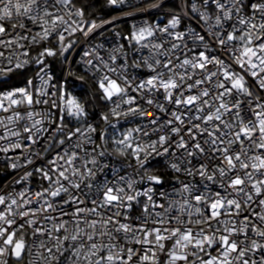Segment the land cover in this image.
I'll return each instance as SVG.
<instances>
[{
	"label": "snow or ice",
	"instance_id": "6c2138e0",
	"mask_svg": "<svg viewBox=\"0 0 264 264\" xmlns=\"http://www.w3.org/2000/svg\"><path fill=\"white\" fill-rule=\"evenodd\" d=\"M145 3L107 0L125 16L163 0ZM169 16L106 46L91 40L114 20L77 0H0V82L37 66L0 91V162L17 174L0 184V264H264V0H178ZM78 35L103 126L45 63Z\"/></svg>",
	"mask_w": 264,
	"mask_h": 264
},
{
	"label": "built area",
	"instance_id": "2783aa9c",
	"mask_svg": "<svg viewBox=\"0 0 264 264\" xmlns=\"http://www.w3.org/2000/svg\"><path fill=\"white\" fill-rule=\"evenodd\" d=\"M155 2L156 0H146V3L143 6L147 7L148 4ZM177 2L178 0H163V3L161 4V7L159 9H153L149 12H139L135 16H125V12H136L137 9L127 7H110L107 5L106 0V9L107 11H109V15L98 18L97 22L99 23L102 20L111 19L114 20V23L105 25V27L101 30L103 34L95 35L92 38L91 43L98 44L101 42H105L106 46H112L117 41V36L115 35V33H119L120 37L126 36L129 33L131 25L133 23L139 24L143 23L145 20L164 25L170 18L169 13L176 9ZM78 40L79 43L77 45L76 51L73 55L68 56V60H65L62 56L57 55L54 57H45V63L48 66V71L51 74L52 78L57 82H64L66 90L70 92L71 95H74V97L85 106L90 122L103 126L101 116L107 113L109 110L105 101L102 100L104 102V109L99 112H94L93 109L87 107L82 100L83 91H81L80 89L84 87V80H86V77L95 87L96 85L90 78V76L85 75L82 67L75 63V60L78 59L80 47L83 44V37L78 35ZM120 42L123 43L124 41L121 40ZM43 47L44 45L38 46L31 52V55L33 57L37 56L39 51H41ZM36 70L37 66L35 64H31L29 66V68L26 70L28 72L27 80L35 76ZM27 80L23 84L11 86L0 91L8 90L14 87H23ZM37 164H39V161H37ZM150 167L152 168L153 172L163 174V179H165L166 181H169L173 178L172 174L168 172L164 158L162 157L157 158V160L153 161ZM20 171L22 172L23 169H21ZM16 176V173H12L9 169H7L6 165L3 162H0V184L8 183L12 179L16 178Z\"/></svg>",
	"mask_w": 264,
	"mask_h": 264
},
{
	"label": "trees",
	"instance_id": "16d2710c",
	"mask_svg": "<svg viewBox=\"0 0 264 264\" xmlns=\"http://www.w3.org/2000/svg\"><path fill=\"white\" fill-rule=\"evenodd\" d=\"M78 5L85 6L86 15L91 13V16L98 19L109 15V11L106 9V0H77ZM28 72L12 74L7 83L0 82V90L23 84L27 80ZM85 85L80 89L83 91L82 100L87 107L93 109L94 112H99L104 109V102L99 98L100 94L98 89L89 81L86 77L84 80Z\"/></svg>",
	"mask_w": 264,
	"mask_h": 264
},
{
	"label": "rangeland",
	"instance_id": "374dc122",
	"mask_svg": "<svg viewBox=\"0 0 264 264\" xmlns=\"http://www.w3.org/2000/svg\"><path fill=\"white\" fill-rule=\"evenodd\" d=\"M72 96H74V95H72Z\"/></svg>",
	"mask_w": 264,
	"mask_h": 264
}]
</instances>
